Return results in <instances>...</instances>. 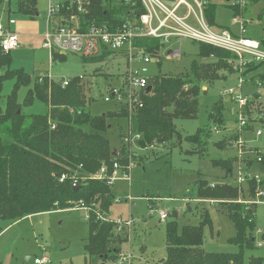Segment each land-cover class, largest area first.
I'll return each instance as SVG.
<instances>
[{
	"label": "rangeland",
	"instance_id": "374dc122",
	"mask_svg": "<svg viewBox=\"0 0 264 264\" xmlns=\"http://www.w3.org/2000/svg\"><path fill=\"white\" fill-rule=\"evenodd\" d=\"M16 0H5L0 21L10 27L19 36V46L10 50L11 68H23L32 80L37 76H48L56 82L83 75L90 83L89 94L93 100L87 106L92 114H102L115 107L113 102H105L103 95L109 85L125 71L123 57L116 59L109 55L101 61H85L77 52H65L64 60H53L50 52L40 45L45 30V15L48 0H36L37 16L29 20L24 15L14 14ZM217 6V5H216ZM9 16H8V15ZM232 10L228 6L218 5L215 11L217 25L233 28ZM244 18H250L248 31H264V1L249 3ZM180 47L185 54L178 59L163 60L160 70L164 73L183 72L189 76L188 66L191 60L206 61L197 55L198 44L182 40ZM156 68L151 65V72ZM220 79L202 87L198 96L197 115L189 119H175L174 123L182 136L199 132L205 141L203 147L192 146L187 141L153 143L139 147L133 138L127 145L132 167L124 173L117 171L118 178L113 180L112 190L117 200H113L109 216L122 222L114 228L120 252L116 264H163L165 257V224L175 211L179 228L183 225H198L201 215L208 213L209 223L203 225V247L210 252L235 253L238 244L229 241L235 229L224 202L228 199L199 198L193 192V183L197 177L211 184L228 181L239 185L241 194L235 200L240 204L255 203L252 229L246 227V235L254 237L253 247L245 248L244 257L261 256L264 264V163L258 156L264 157V62L252 73L244 75L245 82L238 91L239 73L219 68ZM262 74V75H261ZM252 77L253 80H250ZM13 79L3 82L0 92V106H4L11 92ZM259 82L260 86L256 84ZM21 86L16 99L23 102L27 88ZM234 87L235 94H250L252 98L243 106L234 102V96L223 94V90ZM221 109L215 114L216 123L209 119L215 103ZM233 109L231 112L230 110ZM25 114L46 113L47 107L35 100L31 105H22ZM239 113L245 121L241 125ZM119 122V127L116 126ZM105 136L112 149L121 147L119 131H131L127 119L113 120ZM255 130H261L255 134ZM140 137V136H139ZM233 160L231 173L227 174L222 164H213L214 160ZM239 171L248 172L250 178L236 182ZM129 176V180L125 179ZM249 180L256 184L254 196H247ZM131 196L132 199H127ZM246 200V201H243ZM167 212L166 219H160L159 212ZM87 210L84 208L60 209L27 215L9 222L0 218V264H36L34 258L46 256L45 264H102L98 256L88 257L84 243L88 235ZM128 221L129 224L125 223ZM106 262V263H105ZM104 264H111L110 260Z\"/></svg>",
	"mask_w": 264,
	"mask_h": 264
},
{
	"label": "trees",
	"instance_id": "16d2710c",
	"mask_svg": "<svg viewBox=\"0 0 264 264\" xmlns=\"http://www.w3.org/2000/svg\"><path fill=\"white\" fill-rule=\"evenodd\" d=\"M260 1L264 0H249V3ZM4 2L0 0V15ZM36 3V0H16L13 13L35 20L38 14ZM130 5L125 0H83L82 11L65 6L61 13L69 14L72 11L83 28L91 22L114 25L123 21ZM216 9V4L212 3L205 12L211 26L215 25ZM231 10L234 15L239 12L236 7ZM248 35L257 39L264 49V31H248ZM140 42L148 44L147 49L151 51L159 49L157 40ZM9 52H3L0 48V92L5 80H14L4 106H0V218L12 222L30 214L84 208L87 210L88 224L85 254L88 257L98 256L102 264L107 260L116 264L120 246L113 231L117 222L109 216L110 206L116 199L110 177L114 163L119 167V173L127 170L130 156L124 139L138 134L140 137L135 139V144L139 147L170 141L178 145L183 140L192 146L203 147L205 141L198 131L182 136L174 120L197 115L199 93L207 90L202 89L200 82L208 85L220 79L216 72L219 68L232 71L227 62L232 55L221 48L199 43L197 55L207 60H191L189 76L183 72H162V60H159L148 82L151 90L141 94L140 105L133 106L129 111L126 104L114 103L113 109L92 114L87 106L94 98L89 94L90 83L83 75L70 77L67 85L48 76H37L32 80L23 68H11ZM109 54L104 52L94 57H83V60L101 61ZM50 55L53 60L65 59V54L52 52ZM263 62L248 63L243 75L252 73ZM250 80H253L252 77ZM30 83L23 102L19 103L16 99L19 88ZM35 100L46 105V113L25 114L21 111L22 105H31ZM220 109L219 102L215 103L209 114L211 121L216 123L215 114ZM118 118L127 119L131 131L124 133L118 128L121 147L114 156V149L105 132L112 128L113 120ZM119 125L116 122V126ZM232 161L212 162L222 164L226 173L230 174ZM258 161L264 163V157ZM103 166L106 172L102 175L99 170ZM96 173L101 176H96ZM62 175L64 179L60 180ZM73 181H76L75 185ZM255 188V181L249 180L247 196H254ZM193 192L199 198L232 200L224 202V208L235 229L229 241L238 244L239 251L224 253L204 249L203 225L209 223L206 211L198 225L186 224L181 228L175 220L177 214L172 211L171 219L165 224L166 254L163 264H263L261 256L244 257L245 248L253 247L254 243V237L246 235L245 229L254 226L252 219L256 204L235 201L244 197L239 185L228 181L211 184L197 177Z\"/></svg>",
	"mask_w": 264,
	"mask_h": 264
},
{
	"label": "built area",
	"instance_id": "2783aa9c",
	"mask_svg": "<svg viewBox=\"0 0 264 264\" xmlns=\"http://www.w3.org/2000/svg\"><path fill=\"white\" fill-rule=\"evenodd\" d=\"M130 2L129 10L124 14L123 21L114 25L106 22H91L84 28L79 24L74 13L63 14L61 9L68 7L82 11L83 0H48L45 15V30L41 35L40 45L42 48L59 54L65 52H77L82 57H94L104 52H109L115 59L123 57L125 60L124 74L114 84L109 85L103 95L105 102L126 104L129 111L137 104L140 105V96L146 93L151 72V65L157 67L159 60H172L180 58L185 52L180 44L182 40L194 43H203L221 48L232 56L227 59L229 66L240 77L237 87L240 91L243 78V70L252 61H264V49L259 41L248 35V27L251 19L244 18V12L249 5V0H125ZM212 3L218 5L238 8L239 12L232 13L231 21L233 28L229 26H211L206 18L205 12ZM157 40L159 49L149 50L148 44L140 42L143 40ZM140 42V43H139ZM19 46V36L7 25L0 21V48L3 52ZM62 85L68 84V79L61 81ZM260 86L259 82L256 84ZM237 90L229 87L223 90V94L232 95ZM250 94H235L234 102L243 107L249 100ZM231 112L233 109L230 110ZM241 125H245L242 115L239 113ZM261 130H255L260 134ZM139 138L136 134L131 139L125 138L128 144L132 139ZM261 156H258L260 159ZM129 160L128 167L132 165ZM114 170L111 180L118 178L119 167L113 164ZM99 172L103 175L105 167ZM96 176H101L96 173ZM129 180V176L124 174ZM236 182L241 183L250 178L248 172L239 171ZM64 179V175L60 180ZM73 185L76 181H73ZM127 199H132L128 196ZM117 200V199H115ZM160 219L167 218V212H159ZM117 224L121 219L116 220ZM125 223L129 224L128 221ZM34 263L45 264L49 262L46 256L34 258Z\"/></svg>",
	"mask_w": 264,
	"mask_h": 264
},
{
	"label": "water",
	"instance_id": "95a60500",
	"mask_svg": "<svg viewBox=\"0 0 264 264\" xmlns=\"http://www.w3.org/2000/svg\"><path fill=\"white\" fill-rule=\"evenodd\" d=\"M202 89H205V87H202ZM150 90H151V86L149 85V86L147 87L146 91L148 92V91H150ZM117 151H118L117 149H114L112 155L116 156V155H117ZM162 260H163V259H162Z\"/></svg>",
	"mask_w": 264,
	"mask_h": 264
},
{
	"label": "crops",
	"instance_id": "0c3cea01",
	"mask_svg": "<svg viewBox=\"0 0 264 264\" xmlns=\"http://www.w3.org/2000/svg\"><path fill=\"white\" fill-rule=\"evenodd\" d=\"M30 20V19H29ZM31 21V20H30ZM37 258V257H36Z\"/></svg>",
	"mask_w": 264,
	"mask_h": 264
}]
</instances>
